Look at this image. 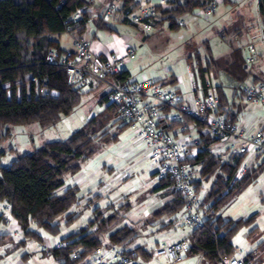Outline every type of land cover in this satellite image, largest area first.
<instances>
[{
    "label": "trees",
    "instance_id": "obj_1",
    "mask_svg": "<svg viewBox=\"0 0 264 264\" xmlns=\"http://www.w3.org/2000/svg\"><path fill=\"white\" fill-rule=\"evenodd\" d=\"M207 1L209 0H184L182 6L166 10L159 8L157 26L168 21L170 28L177 30L180 27L178 17L204 6ZM227 1L223 0V3ZM138 2L139 0H123V6L135 8ZM89 5L90 2L86 0H0V124L17 126L37 123L42 127H49L60 122L62 117L70 115L81 103L83 90L70 86L65 69L48 64L46 56L51 48L63 51L59 42L51 39L52 35L69 33L76 40H82L91 19V13L87 10ZM259 5L264 16V0H260ZM81 9L86 10L76 18ZM97 23L99 29L111 31L101 19ZM211 63L217 62L207 64ZM197 66L204 84L210 65L206 68L198 61ZM32 76H37L40 80L47 79V93H36V86L30 81ZM118 79L129 81L128 72H122ZM217 89L221 112L227 114L231 121H236V115L229 109V98L223 88ZM52 91L57 94L52 95ZM107 101L106 94L100 102ZM116 117V108L108 105L104 112L94 116L69 139L46 143L35 153L19 155L10 165L0 167V202L10 207L12 217L24 233L25 240L19 243V248H23L31 240L43 243L44 238L39 230L51 237L58 236L62 230V223L59 222L62 217L65 218L67 227L76 221L78 217L73 208L79 201V189L72 186L61 193L60 190L65 186L64 178L67 174H76L80 170V161L96 153L97 139L109 135L110 128L119 123L114 122ZM173 126L180 127L181 124ZM198 132L201 135L200 145L207 147L211 139L200 124ZM244 159L241 158L235 165L222 164L205 150L193 160L194 165L201 167V179L196 182L198 192L204 182L219 172L223 174H218V180L201 206L205 208L209 205L203 213L206 215L203 225L191 234L189 256L204 255L209 264H218L220 257L234 255L233 239L236 234L255 225L258 213L237 221L225 220L218 214L237 195V191L247 187L256 174L264 169L263 163L256 168H249L244 177L233 184ZM166 187V182H160L154 192L163 191ZM171 192L174 200L165 204L156 213V217H177L183 213L187 204L185 198L178 192ZM2 217L0 215V220ZM116 218L118 216L104 217V212L97 208L93 219L85 227L62 239L61 242L67 243L65 247L55 248L46 254L59 264H95L92 255L97 248L117 246L126 250L134 263L139 259L148 261L152 257L151 251L143 247L126 249L137 238L136 231L128 226L111 232L108 244L103 242V234L109 232ZM95 227L96 230H93ZM12 241L8 235L0 234V247L11 244ZM76 254L77 258L74 257ZM244 259L245 264H249L253 256L250 254Z\"/></svg>",
    "mask_w": 264,
    "mask_h": 264
},
{
    "label": "built area",
    "instance_id": "obj_2",
    "mask_svg": "<svg viewBox=\"0 0 264 264\" xmlns=\"http://www.w3.org/2000/svg\"><path fill=\"white\" fill-rule=\"evenodd\" d=\"M220 0H209L198 8V16L211 17L220 6ZM168 2L161 0H139L135 8H125L123 0H110L105 7L101 20L104 22L125 23L143 33L152 32L160 18L159 8L167 7ZM83 10L78 11L79 16ZM183 24L181 23V26ZM247 68L251 69L258 62V54L253 45L247 48ZM136 60V51L126 47L125 54L112 51L107 57L101 58L92 49V41L76 40L75 49L60 51L51 48L46 56L48 64L61 66L65 69L68 84L74 88L87 90L94 84H102L107 89V104L117 110V119L129 125L134 136L138 138L149 152V159L154 168V175L159 182H166L165 190L180 193L187 204L180 215L191 231L180 240L162 244L163 254L171 264H176L189 256L192 240L191 234L203 225L204 219L200 211L204 196L196 190V168L193 160L205 150L223 163L235 165L241 158V164L234 182L240 181L249 169V160L255 157L264 164V131H252L243 128L236 121H231L220 110V96L217 88L205 79V83L191 77L192 94L196 97L193 105L187 103L182 94L153 81H120L127 61ZM36 86L37 94L48 92L47 79L40 80L37 76L30 78ZM56 95L55 91L51 92ZM235 93L243 102L264 108V82L247 84L239 82ZM174 124H181L174 127ZM211 142L202 147L198 125ZM195 130L196 135L180 137L183 132ZM233 182V184H234ZM2 212L9 206L0 202ZM4 225L10 220L4 218ZM67 243H56L52 239L40 243L42 250L49 251L65 247ZM242 249L234 247V255L222 256L218 264H245L241 257ZM204 257V255H201ZM77 258V254L74 256ZM95 264H133L129 253L117 246H102L92 255Z\"/></svg>",
    "mask_w": 264,
    "mask_h": 264
},
{
    "label": "rangeland",
    "instance_id": "obj_3",
    "mask_svg": "<svg viewBox=\"0 0 264 264\" xmlns=\"http://www.w3.org/2000/svg\"><path fill=\"white\" fill-rule=\"evenodd\" d=\"M217 11L218 13L223 11L221 10V6L218 7ZM235 14L236 10L234 14L230 16V20H224L217 26H212L207 31L209 33L206 39L220 62L216 64H203V66H207L206 68H208V65L211 66H209L210 73L213 74L212 76H214L216 83L220 82L223 85V90H225L227 96L229 95V98H232L231 88H234L236 84V75L234 73V69L236 68V54L233 56L231 62L223 60L224 58L222 55H229V53L232 51L235 52L236 50L239 51L240 55L241 53L246 54L248 43H260L259 40L251 38L245 34V32L239 36L240 39L235 40ZM79 17L77 13L76 18ZM208 25L211 26V23H208ZM114 29L122 36L124 43L127 45L126 47H132L136 51V60L127 61L123 70L129 71L134 78L140 75L151 76L154 74L158 77L156 81H161L163 77L171 73L182 82L187 90L191 89L189 67L194 69L196 63L194 59L189 61L188 57L193 48H187L184 43L178 40L179 34H184L186 32L185 28L172 31L168 26L159 27L146 34L133 26L120 23L116 25ZM54 38L61 43L63 48L71 47L74 42L71 34H64L60 39L58 37ZM201 40L204 41L203 38H201ZM100 90L101 91L98 90L88 94L84 92L81 103L74 111L70 115L62 117L60 122L55 125L42 127L37 123L17 126L0 124V154H3L0 155V167L10 165L19 155L35 153L46 143L69 139L75 132L86 125L88 119L98 114L96 101L102 96L103 92L102 89ZM258 109L261 110V108ZM114 134L115 131H112L107 137L100 136L97 139V154L105 152V148L102 147H104L105 142L114 137ZM93 159L103 162L105 157L99 158L95 156ZM221 163L223 164V162ZM261 164L262 163L256 160L255 157L249 160V168H256ZM136 170L134 176L136 184L144 182L146 184L144 189L135 193L133 197L130 198L129 202L124 200V202L120 203L121 205L110 207V205L105 204L103 205L105 208H100L104 212V217L118 216L110 226L112 228L108 233L128 226L136 231L137 238L134 239L131 244L127 245L126 249L132 250L143 247L147 250L154 251V257L151 260L144 261L139 259L135 264H169L165 254L159 257L160 252H162L161 245L164 243L163 241L159 242V240L164 230V225H167V221H165L166 218L161 220V218L156 217V213L162 210L165 197L171 195L172 192L164 191L157 196L154 193L149 194V189H153L158 184L157 178L152 176L154 168L151 161H146V163ZM139 171H142L144 174L140 176V174L137 173ZM219 173L223 174L221 172ZM219 173L211 177L209 181L204 182L200 189L203 196H207L211 192L213 185L218 180ZM199 178L201 179L200 166L196 168V179ZM224 180H226V177ZM208 207L209 205H206L205 208H201L200 214L203 219L206 218V215L203 214L204 210H207ZM255 213H258L255 225L239 231L234 237L233 243L235 246L242 249L241 257L245 258L250 254L253 256V260L249 264H264V169L256 174L254 180L247 187L237 191V195L230 199L229 203L222 208L218 214L223 216L225 220L232 219L233 221H237L239 219H246ZM9 219L13 222L11 216H9ZM81 220L84 221L85 218L83 219L81 217ZM59 222L62 223V230L58 236L53 237L56 242H61L64 237L70 235L72 232L80 230L76 228L77 230L75 229L76 231H73L75 225L67 227L64 217L60 218ZM85 224L86 223H84L83 226ZM6 226L7 225H2L0 228L9 229L7 228L8 226ZM80 226L81 225L78 227ZM39 232L43 238H48L49 235L45 233V231L39 230ZM8 236L9 238L12 237L10 235ZM22 240H25L24 237L16 242L13 240L11 244H7L11 245L8 249L9 253L20 250L19 243ZM103 240H107V236H104ZM31 241L33 242L30 243L28 241L26 242V247H23L26 251L25 254H29L24 264H59L52 256L46 254L48 251L41 249L40 242L36 240ZM194 261L195 259L189 256L176 264H194Z\"/></svg>",
    "mask_w": 264,
    "mask_h": 264
},
{
    "label": "crops",
    "instance_id": "obj_4",
    "mask_svg": "<svg viewBox=\"0 0 264 264\" xmlns=\"http://www.w3.org/2000/svg\"><path fill=\"white\" fill-rule=\"evenodd\" d=\"M86 1L90 2L91 4L87 8V10L90 11L92 15L89 23L87 24L86 33L83 35L82 39L92 41L93 52L101 58L107 57L112 51H116L117 53L124 55L127 45L124 43L122 36L119 35V33H117V31L114 29L115 26L119 25L120 23L105 22L111 28V31H106L98 28L97 20L101 19V15L110 0ZM153 1L159 2L161 0ZM165 1L168 2V6L161 7V9L163 10L175 8L178 5H184V0ZM220 1L221 10L223 11L218 13V10L212 17H209L207 19L201 18L200 16H198V8H195L190 13L183 14L177 18V23L180 25L177 30H172L168 21L162 22L156 28L168 26V28L172 31H178L182 28L186 29V32L184 34H179L178 40L184 43L187 48H193L188 58L189 61H192L194 59L196 66L194 67V69L189 67V76L190 79L192 76H194L195 78H198L202 81L201 76L198 72V61H200L202 64L209 62H220L206 39L209 33L207 31L212 26L215 27L224 20H230V16L234 14V11L236 10V28H234V32L236 33L235 40L240 39L239 36L244 32L251 38L259 40L260 43L258 44L250 42L247 45V48L251 45L255 47L258 54V62L254 65L253 68H247V48L246 54L241 53L240 55L238 50H236L235 52L232 51L231 53H229V55H222V57L224 58L223 60L231 62L233 56H235L236 54V68L234 69V73L236 75L235 86L239 82H245L247 84L264 82V16L260 12V0H228L226 3H223V0ZM181 23L183 24L182 26ZM208 23H211V26H209ZM62 35H52L51 39L57 41L54 37H58L60 39ZM201 38H203L204 41L201 40ZM73 39V45L68 48H63L61 43L58 41L61 49L63 51L74 50L76 44V39L74 36ZM204 67H206V65H204ZM123 72H128L129 81L160 82L168 88H171L172 90H175L178 93L182 94L183 99L189 104L193 105V102L196 98L192 94V87H190V90H187L182 82L179 81L174 74L170 73L169 75L163 77L161 81H156L158 80V77H156L154 74L151 76L140 75L134 78L129 71L123 70ZM246 74L247 76L245 77ZM212 75L213 74L210 72L206 73L205 79H209V81L216 88L221 87L224 89L223 85L220 82L216 83L214 76ZM241 78L245 79L243 81H238ZM235 86L234 88H231L232 98H229V95L227 97L229 98V109L236 115V122L243 128L245 127L247 129H251L252 131H264V108L261 106H252L239 99V97L235 93ZM100 89H102L103 92L102 96L96 101V108L98 109L96 110L98 111V114L104 112L109 105L107 103L100 102L101 98L107 94L106 87L102 84H94L91 88L83 90L85 94H88L90 92H96L98 90L101 91ZM258 108H261V110H259ZM225 116H227V114H225ZM91 119L92 118L88 119L87 123ZM114 122L119 123L112 126L109 130V133L115 131V140L104 143V147L102 148H105V152L97 154V150V152L93 156L80 161V170L76 174H67L64 178L65 186L60 190L61 193L65 192L68 187L72 186H76L79 189V201L77 206L73 208V211L77 214L78 218L70 226L72 227L75 225L73 227V231L76 228L80 229L85 227L87 223H89L93 219L94 210H96L97 208H105V206H103L105 204L110 205V207L121 205L120 203L124 202V200L129 202L130 198H132L135 193H138L142 189H144V186L146 185L144 182L141 183L142 185L136 184V179L134 178V176L138 167L142 166L144 163H146V161H150L149 152L144 148L141 141L134 136L128 124L121 122L117 119V117L116 119H114ZM188 135L195 136L196 131L190 130V132H183L180 137L186 138ZM95 156L99 158L105 157V160L103 162H99L97 159H93ZM137 173H139L140 176L144 174L142 173V171H139ZM152 176H155L154 171L152 172ZM199 180L200 178L197 179V181ZM159 185L160 182L158 181L156 187H154L153 189H149V194L154 193L157 196L162 192L167 191L163 190L155 193L154 190ZM204 197L206 198V196ZM173 200V195H168L167 197H165L163 203L165 205L169 202H172ZM0 215L3 216L2 220L4 218L9 219V216L12 217L10 207L4 212H2V209L0 208ZM81 217L83 219L85 218V220L82 221ZM165 218V221H167V225H164V230L161 233L159 242L163 241V244L176 242L191 231V228L185 225V222L183 218H181V216H164L161 218V220ZM2 220H0V227L4 225ZM84 223L86 224L83 226ZM79 225L81 226L78 227ZM7 228L9 229L0 228V234L12 236L11 238L15 242L24 237L23 231L14 218L13 222L11 221L10 225H8ZM93 230H96V227ZM109 235L110 233H106L102 236V240L104 236H107V240H103V242L106 241L104 242L105 244H108L109 242ZM50 239L55 241L53 237L48 236V238H44V242ZM29 242L32 243L33 241ZM9 247H11V245L0 247V264H24V261L29 257V254H25V248H21L18 251H12L11 253H9ZM151 251L152 257L149 260L154 257V251ZM162 256L163 253L160 252L159 257ZM190 257H193L195 259L194 264H209L205 260V257H202L201 255H192ZM169 264L171 263L169 262Z\"/></svg>",
    "mask_w": 264,
    "mask_h": 264
}]
</instances>
